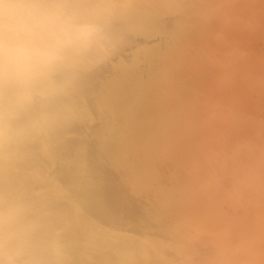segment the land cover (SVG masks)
I'll return each instance as SVG.
<instances>
[{
  "label": "bare ground",
  "instance_id": "bare-ground-1",
  "mask_svg": "<svg viewBox=\"0 0 264 264\" xmlns=\"http://www.w3.org/2000/svg\"><path fill=\"white\" fill-rule=\"evenodd\" d=\"M0 264H264V0H0Z\"/></svg>",
  "mask_w": 264,
  "mask_h": 264
},
{
  "label": "clouds",
  "instance_id": "clouds-1",
  "mask_svg": "<svg viewBox=\"0 0 264 264\" xmlns=\"http://www.w3.org/2000/svg\"><path fill=\"white\" fill-rule=\"evenodd\" d=\"M11 23L15 37L28 46L31 57L26 60L19 71L20 81L27 85L50 83L49 75L63 61L64 55L60 50L62 39L44 41L39 47H33L34 34L27 17L23 14H13ZM75 38L69 43H74Z\"/></svg>",
  "mask_w": 264,
  "mask_h": 264
}]
</instances>
